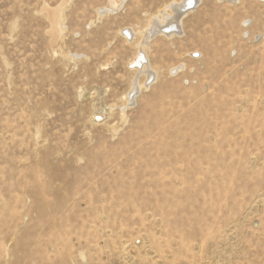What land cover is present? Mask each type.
Listing matches in <instances>:
<instances>
[{"label": "rangeland", "instance_id": "374dc122", "mask_svg": "<svg viewBox=\"0 0 264 264\" xmlns=\"http://www.w3.org/2000/svg\"><path fill=\"white\" fill-rule=\"evenodd\" d=\"M63 1L0 0V264H264V0L156 34L152 83L180 0Z\"/></svg>", "mask_w": 264, "mask_h": 264}, {"label": "bare ground", "instance_id": "6f19581e", "mask_svg": "<svg viewBox=\"0 0 264 264\" xmlns=\"http://www.w3.org/2000/svg\"><path fill=\"white\" fill-rule=\"evenodd\" d=\"M68 1V0H67ZM202 0H180L179 3L172 5L169 7L171 9V14H163L160 17L157 16L155 20L151 23V28L147 29L143 32L142 42L139 44V50L137 52L136 57L132 60L131 66L134 68L139 74H143L144 76L151 79V83L155 80L156 74L155 71L151 68V65L148 62V56L145 50V46H149L150 40L154 38L156 34H164L169 37H172L178 34V30H180L181 19L184 15L189 12L195 10L198 7L199 3ZM222 2H232L239 3L241 0H221ZM263 2V0H261ZM66 0L63 1L59 7L53 8L49 10V17L52 22V28L55 32L61 31L60 21L62 19V8L65 5ZM116 7V3L114 0L111 1V8ZM51 8V7H49ZM179 28V29H177ZM127 37H130V40L134 39L135 33L131 30H128ZM183 67L175 68L173 71L178 72ZM150 83V84H151ZM143 85L140 83L134 82L133 84V94L130 96L129 104H132L135 101V97L138 96V92L141 90Z\"/></svg>", "mask_w": 264, "mask_h": 264}, {"label": "built area", "instance_id": "2783aa9c", "mask_svg": "<svg viewBox=\"0 0 264 264\" xmlns=\"http://www.w3.org/2000/svg\"><path fill=\"white\" fill-rule=\"evenodd\" d=\"M197 54H194V56L196 57Z\"/></svg>", "mask_w": 264, "mask_h": 264}]
</instances>
